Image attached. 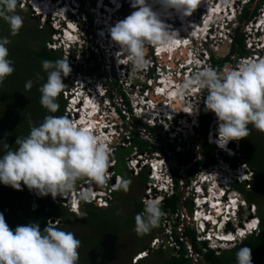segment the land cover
<instances>
[{"label":"clouds","instance_id":"clouds-1","mask_svg":"<svg viewBox=\"0 0 264 264\" xmlns=\"http://www.w3.org/2000/svg\"><path fill=\"white\" fill-rule=\"evenodd\" d=\"M86 1L92 4L88 7L90 10L99 8L100 18L87 11L82 13L84 5L82 6L79 0L76 2L73 0H40L39 5L34 0H29L28 3L23 2V6H28L34 16L49 19L47 22L53 29V33L46 45L52 51L72 52L82 57L84 48L81 49L80 46L76 48V46L81 43L88 48L91 43L88 35L91 36L93 33L102 44L101 51L107 54L113 53L110 57L116 58L117 68L141 69L136 71L134 76L137 83L134 87L141 85L140 91L135 92V98L138 99L133 106L130 104L132 114L124 107L125 111L130 117L138 119L149 128H156L170 134L175 131V136L171 137L175 140L180 138L181 142L171 152L163 150L151 152L152 154L144 153L145 156L143 153L136 152L138 154L131 155L126 160L128 170L137 173L138 177L142 175L139 174V168L148 169V190L144 200L138 201L144 208L141 214L133 217L134 231L137 235L148 234L158 227L161 218L163 220L161 236L148 245V250L139 255L137 261L148 257L152 251L162 250L163 252L167 248L172 250L171 254H177L180 245L174 239L176 235L179 241L186 246L185 257L191 258L193 264H198L196 260L199 258L202 259L200 264H206L204 254L208 250H213L218 255L230 249L229 245H240L247 237L259 231L260 219L256 213L257 205L249 204L236 187L245 184L248 189V184L253 178V171L240 159V140L248 137L249 125L264 132V42L259 40L257 43H260L262 47L258 51H251L248 56L239 58L240 62L238 59V63L234 65H238L236 68L217 72L210 67V52L206 53L207 58L203 65L191 60L189 55L191 46L199 41V38H206L202 40V50L207 52L205 47L216 39V30H224L221 23L225 22L224 17L217 16L218 23L209 21L205 34L198 31L203 29V26L198 27V19L195 25L196 30L193 31L196 34L184 27L181 31L168 28L161 19L162 15H168L170 11L180 16L191 15L197 7V0H127L126 4L134 10L126 17L122 15L124 0ZM108 4L112 7H108ZM157 4L160 6V11L154 10V5ZM17 5L18 0H0V19L8 23L10 35L13 36L18 33L23 24L22 17L15 14ZM216 8L217 5H214L212 9ZM84 14L88 18V29L83 31L80 25L84 22L81 17ZM199 15L201 24V21L204 22V18L207 17H204V13ZM91 16L94 17L95 22L92 21ZM114 18L123 20L114 22ZM256 20L252 22L256 23V26L264 20L263 9L262 19L257 22ZM263 27L264 22L256 28L260 35L264 36ZM179 32L185 37L179 39ZM179 40L181 44L176 47ZM9 43L10 40L7 37H0V83L14 71L12 61L8 58L7 45ZM184 48L188 50L187 61L172 62L171 72L167 74V62L163 65L160 54H163L166 60L167 54L173 56L182 53ZM71 59L76 58L71 54L69 61L64 59L43 60L41 68L46 72V81L38 90L41 94V106L49 113H56L59 107L56 98L65 87L64 78L70 76L72 72L74 81L71 87L63 93L65 94V109L69 107L70 110L67 111L69 113L72 111L73 120L64 116L47 115L38 125L30 126L26 137L16 138L17 147L0 155V184L10 186L15 190H20L23 185L41 197L50 195L56 198L64 194L61 197V206L69 213L80 215L85 204H93L97 208H108L112 200L111 194L120 189L127 192L130 181L124 179L123 175L115 174L113 157L114 147L117 144H114L113 136L118 133L117 130L112 129L109 138L106 136V132L111 128L106 121L108 118L106 110L112 109V100L121 98V96L117 95L112 98L108 82L102 84L99 81L102 76L100 71L104 67L103 62L100 61L99 73H91L93 60L86 65L85 69L82 67L80 69L78 64L70 62ZM208 61L210 66L206 67ZM193 69H195L194 72ZM125 70L130 71V68ZM120 73V71H115L114 75L118 76ZM126 75H129V72ZM165 81L173 82L172 88H176V94L185 93L186 100H192L194 95L200 97L201 91L203 94L207 92V95L202 96L197 110L195 104L191 105L194 110L193 115L185 111L188 101L182 102L177 98L183 107L171 117L166 115L164 110L167 109L166 105L170 108V103H173L175 98L168 97L170 92L165 87ZM177 82L179 84L176 85ZM31 86L32 81H27L25 88L30 89ZM157 93L160 96H157ZM162 98L164 101H159ZM123 106H125L124 103ZM203 110L212 115V126L206 136V142L216 156V163L199 170L187 185L186 179L191 165L189 167L180 166L181 169H179L178 160L174 164L173 155L178 157L179 154L195 150L188 147L186 141L188 137L182 130L183 128L189 130L190 136L195 137V131L200 132ZM118 115L125 120L119 112ZM123 116L125 117L124 114ZM82 118L86 121H80ZM186 123L191 126L185 128ZM114 126L116 127L115 124ZM213 128L216 134L213 133ZM148 134H150L149 130ZM214 134L216 137H213ZM112 151L114 154L111 153ZM195 153L199 160V152L195 151ZM168 160L173 161L176 167L175 173ZM109 171L113 172L112 178L108 176ZM145 171H143L144 174H146ZM181 173L185 175L183 178ZM124 174L127 177L126 172ZM176 179L178 185H176ZM79 180L80 186H76ZM89 182L98 190L103 189V185L107 184L105 191L110 190V192H107V195L104 192L89 193L87 196L86 194L90 192L88 189H83L80 195L74 192L75 187L84 188V185ZM192 183L194 185L191 186ZM179 184L182 192H178ZM185 188H190V190L187 189L184 193ZM176 193H179L181 198L178 210L175 213L168 210L163 212L161 205L164 199L173 197ZM211 195L223 209L219 216L221 218L219 224L207 220L211 215V209H209L211 202H208V205L206 202ZM233 200L237 201V208H233ZM245 210L248 211L247 219L243 218ZM181 211L187 213V220L184 224L179 217ZM203 212L207 213L201 216L200 213ZM176 214L178 217L175 219ZM253 221L255 223L252 224ZM61 224V220L56 218L49 220L43 230L38 223L22 224L10 229L3 215L0 214V264H78L80 241L74 233L54 227L61 226ZM221 224H224L222 232L228 235L234 234L235 239L223 241L216 237L215 230H218ZM181 225H183L182 235L178 231ZM187 229L193 231V240L196 241L201 252L195 250L194 241L188 240L185 234ZM240 231L245 233L242 234ZM87 235L88 232L85 237ZM236 237L242 240H237ZM235 257L236 264H252L251 250L248 247H240Z\"/></svg>","mask_w":264,"mask_h":264},{"label":"trees","instance_id":"trees-1","mask_svg":"<svg viewBox=\"0 0 264 264\" xmlns=\"http://www.w3.org/2000/svg\"><path fill=\"white\" fill-rule=\"evenodd\" d=\"M82 4L83 1L79 0ZM255 0H249L248 4L242 7L239 14L237 15L238 26L234 29L232 34V41L229 50V54L223 58L218 57L215 53L210 51L211 67L217 72H221L228 63L235 65L239 58H243L249 55V51L246 49V33L244 29L251 24L256 18L259 17L258 10L261 5H263V0H258L257 5L252 8ZM130 7L129 4H125L123 8ZM124 17L129 14H122ZM1 20V19H0ZM31 33V32H30ZM25 33V35L30 34ZM27 37V36H26ZM33 38L34 47H29L24 44H16L14 41H10L7 45L8 57L12 62H15L18 67L16 73H12L7 76L2 83H0V155H3L9 150H14L17 145L15 144L16 138H24L28 135L30 131V126H36L41 123L45 116L55 115L64 116L65 101L63 99L62 90L61 94L56 98V103L59 105L56 113H49L40 104V92L39 87L46 81V73L42 72L41 62L43 60L55 61L58 59H63L59 52L52 51L49 49L43 40V38L36 34H30L27 38ZM91 44V43H90ZM15 53H19L18 59L14 57ZM13 58V59H12ZM238 58V59H237ZM234 59H236L234 61ZM93 66L90 68L91 73H99L101 62L98 57L92 53ZM32 81V86L30 89L25 88L27 81ZM114 84L110 86L109 92L111 97L113 89L116 90L122 98V102L125 108L129 110L132 114V109L130 107V102L126 94L119 89L120 85L118 81H114ZM67 90V89H66ZM112 90V91H111ZM207 92H204L205 97ZM122 118H125L122 114V110L117 108ZM133 124L135 125L133 129L130 130V137L127 135L129 140V145H123L125 142V137L120 139L121 144L114 147L115 154V174H118L117 170H123V178L126 179L124 174L125 164L128 157H130L134 152L139 153H151L163 151L161 148L154 146L150 143V140H144L139 133V128L149 130L150 135L159 139L163 138L160 136L156 128H149L147 125L140 122L138 119L134 118ZM212 126V115L203 110L200 119V135L204 140L201 143V147L198 149L200 159L197 160V155L195 150H189L187 153L179 154L177 157L178 165L189 167L190 170L188 177L186 179L187 185L191 178H193L197 172L203 168L216 163L215 155L212 148L206 142V136ZM126 128V127H125ZM123 143V144H122ZM240 151L239 156L242 161H244L248 167L253 171V178L248 184V190L246 185L235 186L242 194L249 204H255L259 207L258 217L260 219L259 231L257 234L250 235L247 237L240 245L224 250L218 255L213 250H208L204 254V260L206 264H236L235 254L240 247H248L251 250V260L252 264H264V212L262 204L264 203V132H260L251 125H249V135L246 138L240 140ZM170 161V166L175 173V165L172 160ZM235 165V164H234ZM119 168V169H118ZM143 175V174H142ZM143 185L147 182V174H144ZM80 184V180L77 182L76 186ZM176 185H178V180L176 179ZM122 191L113 192L111 194L112 200L109 202V206L106 209L97 208L93 204H85L83 206L82 213L80 215H74L69 213L66 208L61 206V196L52 198L48 196H38L32 191H29L26 187L21 185L20 190H15L10 186H5L0 184V214L3 215L5 222L8 224L10 229H14L18 225L27 223H38L41 230L46 227L51 219H60L62 224L58 227L64 231L72 232L75 227L84 228L83 225L89 226L92 223L94 227L100 228L99 233L101 235L111 232V240H107L105 246V255L110 258L117 256V253L111 251L116 248L117 245V235L120 233L121 227L114 220V210L116 205L119 204L122 199ZM181 203L180 194L176 193L173 197L165 198L163 204L161 205L162 211H170L175 213L178 210V206ZM133 204L135 209L133 210V217L137 214L143 212V205L134 200ZM192 206V205H190ZM75 217V219H74ZM134 218L131 222L127 224H132ZM126 224V226H127ZM90 227L88 232L93 230ZM124 229V228H123ZM190 242L194 241V233L190 229L185 231ZM82 236V234L80 235ZM88 236H83L78 238L80 241L79 260L78 264H90L91 259L86 253L85 249L89 247ZM174 239L179 243L180 249L177 254H171L169 257L164 258V253L162 250L152 251L150 253V258H146L140 261L138 264H193L191 258L185 257L187 254L186 246L183 242L179 241V237L174 235ZM95 245V244H93ZM98 246L103 245L102 242L97 243ZM148 246L143 247V250H148ZM194 248L196 251H200L196 241H194ZM130 264V263H129Z\"/></svg>","mask_w":264,"mask_h":264},{"label":"rangeland","instance_id":"rangeland-1","mask_svg":"<svg viewBox=\"0 0 264 264\" xmlns=\"http://www.w3.org/2000/svg\"><path fill=\"white\" fill-rule=\"evenodd\" d=\"M22 1V3H21ZM29 0H18V5H17V9H16V13L17 15H20L23 19V24L22 27L19 29L18 33L16 35H10V30H9V25L8 23L1 19L0 20V37H7L10 41H14L16 44H24L26 46L29 45V47H34L35 45H33L34 41L32 37L27 38L31 33L32 34H36L39 35L43 38V40L45 41V43L51 39V34L53 33V29L48 25L49 22H47V18H41L39 16H34V14L31 12L30 8L28 6H23L24 3L23 2H28ZM74 2H76V0H73ZM83 2L84 6L83 9L81 10L82 13H84L85 11H87L89 14L92 13L93 16H96L97 18L99 17V8L97 7L95 10H90L88 7L92 6V4H89L90 1H86ZM202 1V2H201ZM123 4L128 3L127 0L123 1ZM197 2H201L204 4L208 3V5H210V7H214V4L216 3L217 8L216 9H212L214 11L213 16H209L207 18H204V22H202L201 24L198 25V27L202 28L206 27L210 21L211 17H214V19L211 21L212 23H218L217 21V16H219L220 18L222 17H226L225 18V22H221L223 24L224 30L223 31H218L216 30L215 32V36L217 35L215 40H212V42H210L205 48V50L207 52H203L202 48V40L206 39V38H199V41L195 42L193 46H191L190 50L191 53L189 55V58L193 61H195L197 64L203 65L204 62L206 61L207 55L206 53H209L210 51H212L213 53H215L218 57L223 58L224 56L229 54V50H230V46H231V41H232V34L234 29L238 26L237 20L236 18H233L235 16H237L240 12V10L242 9L243 6H245V3L248 4L249 0H197ZM71 3V2H70ZM258 0H255L252 8L255 7V5H257ZM215 5V6H216ZM220 5V6H219ZM108 7H112L110 4H108ZM262 9L264 10V0H263V5H261L260 9L258 10L259 12V17L257 18V20L262 19ZM134 9H132L131 7H127V8H123L122 9V14H124V12L126 14H130ZM154 10L156 11H160V6L159 5H154ZM218 10V11H217ZM261 10V11H260ZM202 10H193L191 15H189L186 19V16L180 17V19L178 18L177 21H173L172 18H170L169 16H173V14H171L169 12V15H162L161 19L163 20V22L168 26V28H172L173 30H177V31H181V29L184 27L186 28L189 32L191 31L193 34L196 32H193L194 30H196L193 25H196V21H197V16H199V14H202L201 12ZM217 11V12H215ZM221 11H225L224 13H222ZM172 12V11H171ZM234 12V14H233ZM232 13V15H231ZM261 13V15H260ZM219 14V15H217ZM216 15V16H215ZM91 16L92 21L94 20V17ZM82 19H84V22H82V24L80 25L81 29L87 30L88 29V18L87 16L84 14L81 16ZM124 18V17H123ZM166 19V20H165ZM120 20V18H117V20H115L114 18V22H118ZM168 20V22H166ZM182 20V21H181ZM256 20V19H255ZM254 20V21H255ZM256 20V22H257ZM95 22V20H94ZM180 22V23H179ZM180 24V25H178ZM256 23H252L251 25H249V27L244 29V32L247 35L248 40L246 41L245 45H246V49L249 51V53H251V51H258L260 49V43H257L259 40L264 39V36L261 34L260 32L257 31L256 28ZM201 30V29H200ZM207 31V28H206ZM31 32V33H30ZM25 33H30L25 35ZM203 33V32H202ZM217 33V34H216ZM198 35V34H197ZM251 35H253V37L251 38ZM27 36V37H26ZM179 39H182L185 37L184 34H181V32H179L178 34ZM202 37V36H201ZM260 38V39H259ZM262 38V39H261ZM88 40L89 42H91V44H89L88 48L85 47V45H82L81 43H79L76 48H79V46L84 48V52L82 53L83 56L80 57L78 56L77 53H72V52H61L59 55H62V58L64 60H68L69 59V55H74L75 56V60L71 59L70 62H74L75 64H78L81 69V67L83 69L86 68V65L90 64L92 62V54L94 53L99 61L104 63V67H102L101 71H100V75H102L99 79V81L103 84H105V82H108V86L110 87L111 85H113L114 81L117 80L118 84L120 85L119 89H121L127 96L128 100L131 101L130 104L135 103V101L138 98H135V92L138 93L141 89V85L134 87V85H136V80H134V76L136 75V71H140V70H133L132 67H126L125 69H129L130 71H127L125 69H119L116 67V58H111L110 56H113V53H109L107 54V52H102L101 51V42H99V40L97 38H95L94 34L92 33V35H88ZM252 45V46H251ZM47 46V45H46ZM198 49V51L196 50ZM194 51V52H193ZM166 54V53H165ZM210 55V54H209ZM256 55V54H254ZM254 55H252V57H254ZM10 56V54L8 55V57ZM20 56L19 53H15L14 57L16 59H18ZM13 59V58H12ZM238 59V58H237ZM80 60V61H78ZM236 59H234L235 61ZM241 59H239L240 62ZM69 61V60H68ZM178 60L174 61L175 63ZM237 61V60H236ZM163 65H166V61L165 59L162 61ZM81 63V65H80ZM178 63V62H177ZM238 63V62H237ZM13 67H14V71L13 73H16L18 71V67L17 64L15 62H12ZM129 66H131L129 64ZM210 66L209 61L206 62V67ZM238 66V65H237ZM237 66H234L232 63H228L223 69L227 70V69H234ZM211 67V66H210ZM212 68V67H211ZM115 71H120L121 73L118 76L114 75ZM221 71V72H222ZM45 72V71H41ZM129 72V75H126V73ZM46 73V72H45ZM72 72L69 74L70 76L64 78V83H65V87L64 89L68 90L71 85L72 82L74 80H72ZM96 77H98V74H96ZM139 77V75H138ZM179 84V82L176 83V85ZM118 90V88L116 89ZM115 89H113V96L114 98L119 95L118 92ZM112 91V90H111ZM191 91H195V90H191ZM189 94V93H187ZM63 99L65 98V94L63 93ZM191 95V94H190ZM185 96V95H184ZM203 91H201L200 97L194 95L193 99L191 100L190 104L193 105L195 104L196 106V110H197V105H199L200 103V99H202L203 97ZM168 97H170L168 95ZM40 100V98H39ZM159 101H164V99L162 98ZM187 101H190L189 99ZM112 104H113V108L110 110H106V113H108V115L106 117H108L106 119V121L108 122V125L111 126V128L106 132V136L107 138H109V134L112 132V129H116L117 130V134L114 135L113 137L115 139H113L114 144H121L120 139L122 137H125V142L123 145L128 146L129 145V140L127 139V135L130 137L131 135L129 134V131L131 129L134 128V118L130 117L129 113L127 111H125V106H123L122 103V99L121 98H115L112 100ZM0 105H2V103L0 102ZM136 105V104H135ZM190 105V106H191ZM117 108L122 110V113L125 115V120L121 119L120 116L118 115V111ZM70 110L69 107L64 109V117L70 118L73 120L74 115L71 114L72 111H70V113L67 111ZM149 111V110H148ZM147 111V112H148ZM92 112V111H91ZM146 114V113H145ZM193 114V113H192ZM213 114V113H212ZM196 115V113H195ZM135 117V115H133ZM214 116V114H213ZM118 118V119H117ZM177 119V118H176ZM114 124L116 125V127L114 126ZM126 127V128H125ZM184 132V135L187 136V143H188V147H190L191 149H195V151H198V149L201 147V143L202 138L200 135V132H197V130L195 131V137H191L190 136V132L189 130H185L183 128L182 130ZM160 136L163 138L162 142L158 139H156L155 137H152L150 134H148V131H145L143 128H139V133L140 136L144 139V140H150V143L153 144L156 147L161 148L162 150H166L167 152H171V150H173L175 147L177 148V144H180L181 140L180 138H178L177 140H175L174 138H172L171 136H175V131L173 133H166L163 130H158ZM213 133L216 134V130L213 128ZM119 134H122L121 136H119ZM213 135V137H216V135ZM116 140V141H115ZM192 142V144H190ZM116 145V146H117ZM115 150V149H114ZM112 154H114V151L111 152ZM138 154L136 152H134L132 154L135 155ZM152 154V153H151ZM149 154V155H151ZM160 155L162 153H159ZM143 156H145V154H143ZM136 157H138V155H136ZM216 157V156H215ZM173 160H174V164L177 163V156L173 155ZM113 163V162H111ZM243 164V163H241ZM179 169H181L180 166H178ZM119 169V168H118ZM140 170L139 174H143L142 177H144V170H146V174H148V169L144 168L143 170ZM118 174L123 175V170H117ZM127 177L126 179L130 181L129 184V190L127 192L122 191V199L120 200L119 204L116 205V209L114 210V220L117 222L118 225L122 226L123 223L124 224V229L121 227V230L119 231L120 233L117 235V245L115 249H112L111 251L114 252H118L117 256H115L114 258H110L108 255H105V246H106V242L107 240H111L112 234L111 232L101 235L99 233V229L97 227L93 228V224L89 223V226L91 228H93V230L88 232V229H90V227H87L86 225H83L84 228H79V227H75L72 231V233H74V235L76 236V238H81L83 236H85L88 232V243H89V247H87L85 249V253L90 257V258H96V259H91L90 260V264H138L140 261L145 260L147 257H144L143 259H140L139 261H137L138 256L142 255V253L145 252V250H143L142 248L145 246L150 245L154 240H156V238L160 237L162 232H163V220L161 218L160 223L158 225V227L152 229L148 234L145 235H137L136 232L134 231V227H135V221L132 222V224H127L128 222L132 221L133 218V209H134V204L133 201H143L144 200V196L147 193L148 190V185H149V181L146 182V184L143 185V179L141 178V175L138 177L137 173L135 172H130L127 168V164H126V170H125ZM143 172V173H141ZM108 176L109 178L113 177V172H108ZM182 178L185 176L184 174L181 173ZM85 183V182H84ZM82 185V184H81ZM194 185V183L191 184V186ZM80 186V185H79ZM75 187L74 188V192L77 194V192H79V194H81V192H83V188L81 187ZM190 188H185L184 189V193L186 192V190ZM248 190V189H247ZM178 192H182L181 188H180V184H179V188H178ZM242 197V196H241ZM156 198V197H154ZM257 215L259 214V207L257 206ZM262 208H263V212H264V203L262 204ZM254 209V208H252ZM243 218L247 219L248 218V211L245 210L244 214H243ZM256 218V217H253ZM75 219V217H74ZM127 224V226H126ZM219 224V223H218ZM82 234V236H80ZM237 240H242L239 239V237H236ZM98 242H102L103 245L98 246L97 243ZM95 244V245H93ZM238 245V244H237ZM235 245H229L230 249L233 248ZM229 250V249H228ZM164 253V258L169 257V255H171L172 250H169V248H167V250L163 251ZM150 254L149 257L150 258ZM196 262L198 264L202 263V259L199 258L198 260H196Z\"/></svg>","mask_w":264,"mask_h":264},{"label":"bare ground","instance_id":"bare-ground-1","mask_svg":"<svg viewBox=\"0 0 264 264\" xmlns=\"http://www.w3.org/2000/svg\"><path fill=\"white\" fill-rule=\"evenodd\" d=\"M40 0H34V2H36V3H38V5L40 4V2H39ZM113 2H115V0H112ZM28 3V2H27ZM158 5V4H157ZM45 6H47L46 4H45ZM207 7H208V3H207V5H206ZM220 6V5H219ZM216 12V11H215ZM170 13L171 14H173L174 13V15L173 16H169L170 18H172V20H177L178 18L180 19V17H183V16H180V15H178L177 13H175V12H171L170 11ZM169 15V14H168ZM218 15V14H217ZM213 16V15H212ZM216 16V15H215ZM178 17V18H177ZM226 18V17H225ZM185 19H186V17H185ZM214 19V17H211L210 18V21H212ZM227 19V18H226ZM166 20V19H165ZM168 21V20H167ZM182 21V20H181ZM264 22V20H262L259 24H258V26L257 27H259V25L261 24V23H263ZM214 23V22H213ZM262 26V25H261ZM204 28H206V27H203V29H199L198 31H201V32H203L202 34H205L204 33ZM263 30H264V27H263ZM191 32V31H190ZM206 32V31H205ZM253 37V35H251V38ZM262 47V46H261ZM186 50V49H185ZM184 51V50H183ZM180 54V53H179ZM181 55V54H180ZM185 55V54H184ZM162 60H164V55L162 54ZM166 57V60L168 59V54L165 56ZM170 58V57H169ZM170 65H172L171 63H170ZM193 71V70H192ZM171 83H173V82H171ZM169 92H170V98H172L173 99V97L175 98V95H177L176 94V89L175 90H169ZM184 95H185V93L184 94H182V95H178L179 96V99L180 100H185V101H187L185 98H184ZM158 96V95H157ZM186 96V95H185ZM178 98V97H177ZM176 99V98H175ZM182 101V102H183ZM191 104H190V101H188L187 102V104L185 105V111H188L189 112V109L191 108V106H190ZM167 107V106H166ZM175 108V107H174ZM173 108V105H171V107L169 108V109H166V110H164V113L166 114V115H170V116H172V114L173 113H171L172 112V110L174 109ZM90 111V109H86V111ZM92 111V110H91ZM90 111V112H91ZM94 113V111H92V114ZM190 113H193V111L191 110V112ZM80 121H83V122H85L86 120L85 119H81ZM93 123V122H92ZM91 123V124H92ZM93 125V124H92ZM95 126V125H94ZM154 171H156V170H154ZM156 176V175H155ZM213 199H215V197L214 196H210V198L209 199H207V202H206V204L208 205V202H211V207H209V209H211V215L210 216H208V218H207V220H211V221H214V223H219L220 221H221V218L219 217L220 216V214L223 212V209L221 208V204L220 203H216L217 202V200H213ZM201 202V201H200ZM232 206H233V208H237V201L236 200H233L232 201ZM229 209V208H228ZM207 212H203V213H200L201 214V216H203L204 214H206ZM223 214H225V213H223ZM225 220H227L226 218H224ZM253 223H255L254 221L252 222V224ZM218 226V225H217ZM224 226V224H221V226L219 227V229L218 230H215L216 231V233H217V235H216V237L217 238H219L220 240H223V241H229V240H231V239H235V237H234V234H231V235H228V233H224V232H222V227ZM240 233H242V234H244L245 232H242V231H240Z\"/></svg>","mask_w":264,"mask_h":264},{"label":"flooded vegetation","instance_id":"flooded-vegetation-1","mask_svg":"<svg viewBox=\"0 0 264 264\" xmlns=\"http://www.w3.org/2000/svg\"><path fill=\"white\" fill-rule=\"evenodd\" d=\"M202 2V1H201ZM201 2H197V7L194 9V10H202L201 12L202 13H204V17H209V16H211V15H213L214 14V11L212 10V7H210V5H208V7L206 6L207 5V3L206 4H204V2L203 3H201ZM214 5H216V3L214 4ZM218 11V10H217ZM216 11V12H217ZM222 13H224L223 11H221ZM219 15V14H218ZM188 16H186V18H187ZM173 21H177V20H173ZM166 22H168V21H166ZM180 23V22H179ZM201 23H202V21H201ZM178 25H180V24H178ZM193 26H195V25H193ZM195 28V27H194ZM206 28H207V26H206ZM206 28H204V33H205V31H206ZM194 34H196V33H194ZM181 43H180V40H179V43L177 44V46L176 47H178L179 45H180ZM186 49V50H185ZM158 51H160L159 49H157ZM184 50V51H183ZM182 50V53H177V54H175V55H173V56H170V55H168V59H170V61L167 63V65H168V70H166V73L167 74H170V72H171V65H170V63L172 64V62H174V61H176V60H178L177 62H179V63H184V62H186L187 61V58H188V50H187V48H184ZM185 54V55H184ZM160 56H162V54H160ZM170 57V58H169ZM162 58V57H161ZM123 59V58H122ZM167 59V60H168ZM124 60V59H123ZM123 62V61H122ZM176 62V63H177ZM195 71V69H193V72ZM165 87L166 88H168L170 91L171 90H175L176 88H172V86H173V83H171V82H169V81H165ZM171 85V86H170ZM159 92V91H158ZM187 92H190V91H187ZM159 94H161V93H159ZM157 95H158V93H157ZM169 95H170V93H169ZM186 95V94H185ZM158 96H160V95H158ZM179 98V96L178 95H175V98ZM170 99H172V98H170ZM180 101H183V100H180ZM190 102H191V99H190ZM170 105H173V103L171 102L170 103ZM167 106V105H166ZM171 107V106H170ZM173 108H174V105H173ZM167 109H169L168 108V106H167ZM191 110L193 111V114H194V110H193V108L191 107L190 109H189V112H191ZM171 113H176V110L175 109H173L172 110V112ZM187 114V113H186ZM190 114H192V113H190ZM192 114V115H193ZM172 117V116H171ZM189 126H191L190 124H187L186 123V126H185V128H188Z\"/></svg>","mask_w":264,"mask_h":264},{"label":"built area","instance_id":"built-area-1","mask_svg":"<svg viewBox=\"0 0 264 264\" xmlns=\"http://www.w3.org/2000/svg\"><path fill=\"white\" fill-rule=\"evenodd\" d=\"M263 42H264V39H263ZM252 46V45H251ZM138 111H140V109H138ZM179 129V128H178ZM106 187H107V184H105V185H103V189H96V186L95 185H93L92 183H87V185H84V190H86V189H88V190H90V192H88L87 194H86V196L89 194V193H91V194H97V193H101V192H104V194H106L107 195V192H110V190H107V191H105L106 190ZM78 194H79V192H77ZM80 195V194H79ZM103 203H105V202H103ZM178 217V214H176L175 216H174V218L176 219ZM180 221L184 224L185 222H186V220H187V213L185 212V211H181L180 212ZM167 222V221H166ZM183 225H181L179 228H178V231H179V233H180V235H182V233H183V231H182V229H183V227H182ZM181 240H183V239H181ZM174 243H172V245H173ZM188 248L190 249V247L188 246ZM195 258H197V257H195Z\"/></svg>","mask_w":264,"mask_h":264},{"label":"water","instance_id":"water-1","mask_svg":"<svg viewBox=\"0 0 264 264\" xmlns=\"http://www.w3.org/2000/svg\"><path fill=\"white\" fill-rule=\"evenodd\" d=\"M197 19H198V23L200 24V15L197 16ZM173 105L176 108L177 112H179L183 107V104L177 98L173 99ZM241 213H242V211H241ZM241 213L239 214L240 217H241Z\"/></svg>","mask_w":264,"mask_h":264}]
</instances>
